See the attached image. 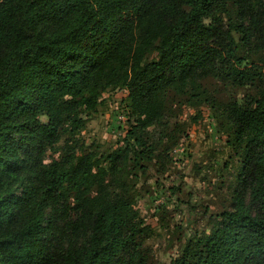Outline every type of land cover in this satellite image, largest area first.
<instances>
[{
	"label": "trees",
	"instance_id": "trees-1",
	"mask_svg": "<svg viewBox=\"0 0 264 264\" xmlns=\"http://www.w3.org/2000/svg\"><path fill=\"white\" fill-rule=\"evenodd\" d=\"M116 89L135 117L125 146L86 148L83 112ZM204 104L241 175L169 264H264V0H0V264H155L137 187L177 142L149 130Z\"/></svg>",
	"mask_w": 264,
	"mask_h": 264
},
{
	"label": "rangeland",
	"instance_id": "rangeland-1",
	"mask_svg": "<svg viewBox=\"0 0 264 264\" xmlns=\"http://www.w3.org/2000/svg\"><path fill=\"white\" fill-rule=\"evenodd\" d=\"M215 85L211 81L207 84L210 88ZM231 93L223 90L220 99L226 101ZM128 97L124 89L109 90L96 112H83L86 126L78 134L80 143L100 153L125 146L135 121ZM199 111L201 115L195 120L197 109L175 106L164 114L163 123L149 130L155 144L164 138L159 142L160 150L177 142L168 157L140 176L137 187L135 209L150 228L144 246L155 264H169L189 239L210 232L217 217L231 209L238 187L241 155L229 145L211 106L204 104ZM66 140L54 147L58 152L48 150L47 164L62 157L59 150Z\"/></svg>",
	"mask_w": 264,
	"mask_h": 264
}]
</instances>
